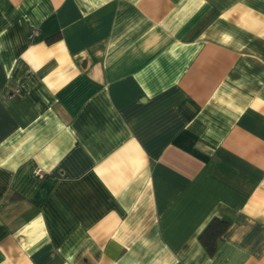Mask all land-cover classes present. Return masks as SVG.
<instances>
[{
  "label": "crops",
  "instance_id": "obj_1",
  "mask_svg": "<svg viewBox=\"0 0 264 264\" xmlns=\"http://www.w3.org/2000/svg\"><path fill=\"white\" fill-rule=\"evenodd\" d=\"M0 264H264V0H0Z\"/></svg>",
  "mask_w": 264,
  "mask_h": 264
},
{
  "label": "trees",
  "instance_id": "obj_2",
  "mask_svg": "<svg viewBox=\"0 0 264 264\" xmlns=\"http://www.w3.org/2000/svg\"><path fill=\"white\" fill-rule=\"evenodd\" d=\"M228 227V221L218 217L212 218L200 232L198 238L209 255H212L216 249V243L220 235Z\"/></svg>",
  "mask_w": 264,
  "mask_h": 264
},
{
  "label": "built area",
  "instance_id": "obj_3",
  "mask_svg": "<svg viewBox=\"0 0 264 264\" xmlns=\"http://www.w3.org/2000/svg\"><path fill=\"white\" fill-rule=\"evenodd\" d=\"M34 175L37 176V177H40V178L44 177V173H43V171L40 168H36L34 170Z\"/></svg>",
  "mask_w": 264,
  "mask_h": 264
}]
</instances>
